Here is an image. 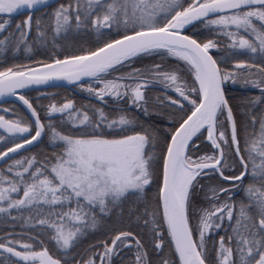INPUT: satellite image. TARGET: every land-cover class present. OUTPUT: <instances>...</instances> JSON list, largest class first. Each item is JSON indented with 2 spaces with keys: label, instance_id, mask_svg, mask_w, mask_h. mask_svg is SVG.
Returning a JSON list of instances; mask_svg holds the SVG:
<instances>
[{
  "label": "snow or ice",
  "instance_id": "snow-or-ice-1",
  "mask_svg": "<svg viewBox=\"0 0 264 264\" xmlns=\"http://www.w3.org/2000/svg\"><path fill=\"white\" fill-rule=\"evenodd\" d=\"M0 102V264H264V0H0Z\"/></svg>",
  "mask_w": 264,
  "mask_h": 264
},
{
  "label": "trees",
  "instance_id": "trees-1",
  "mask_svg": "<svg viewBox=\"0 0 264 264\" xmlns=\"http://www.w3.org/2000/svg\"><path fill=\"white\" fill-rule=\"evenodd\" d=\"M83 42L85 43L86 46H91L94 43V37L88 36L86 38H82ZM20 56V57H19ZM13 57L11 53L8 54V66H11L12 63H31L32 61L25 59L24 55H19ZM19 57V58H18ZM46 55L42 52H38L35 55V59H46ZM48 92H53L56 93V100L59 102L63 97H68V98H73L77 101V103H81L83 101H86L87 97L86 94L79 93L78 90H74L73 87H60V88H49L45 89ZM33 96L37 95V93H32ZM43 103H48L47 100H43ZM10 105L2 104L0 107H9ZM40 147L45 148V150H48L46 146L41 145ZM40 149L39 148H34V152H38ZM102 233L97 232L94 235H90L88 240L85 241L82 244V247H87L88 242L90 241H96L100 238H102Z\"/></svg>",
  "mask_w": 264,
  "mask_h": 264
},
{
  "label": "water",
  "instance_id": "water-1",
  "mask_svg": "<svg viewBox=\"0 0 264 264\" xmlns=\"http://www.w3.org/2000/svg\"><path fill=\"white\" fill-rule=\"evenodd\" d=\"M63 87H72L71 85H67V84H65ZM49 89V88H48ZM3 103L2 102H0V105H2Z\"/></svg>",
  "mask_w": 264,
  "mask_h": 264
},
{
  "label": "flooded vegetation",
  "instance_id": "flooded-vegetation-1",
  "mask_svg": "<svg viewBox=\"0 0 264 264\" xmlns=\"http://www.w3.org/2000/svg\"><path fill=\"white\" fill-rule=\"evenodd\" d=\"M18 56H19V55H18ZM19 57H20V56H19ZM19 57H18V58H19Z\"/></svg>",
  "mask_w": 264,
  "mask_h": 264
},
{
  "label": "rangeland",
  "instance_id": "rangeland-1",
  "mask_svg": "<svg viewBox=\"0 0 264 264\" xmlns=\"http://www.w3.org/2000/svg\"><path fill=\"white\" fill-rule=\"evenodd\" d=\"M0 114H2V113H0Z\"/></svg>",
  "mask_w": 264,
  "mask_h": 264
}]
</instances>
